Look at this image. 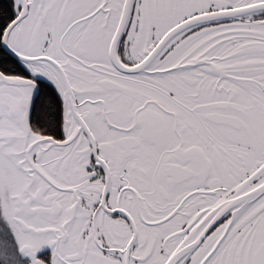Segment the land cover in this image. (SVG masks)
Wrapping results in <instances>:
<instances>
[{
	"label": "snow or ice",
	"instance_id": "snow-or-ice-1",
	"mask_svg": "<svg viewBox=\"0 0 264 264\" xmlns=\"http://www.w3.org/2000/svg\"><path fill=\"white\" fill-rule=\"evenodd\" d=\"M0 264H264V0H0Z\"/></svg>",
	"mask_w": 264,
	"mask_h": 264
}]
</instances>
